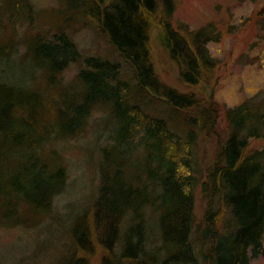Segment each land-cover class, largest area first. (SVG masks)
I'll use <instances>...</instances> for the list:
<instances>
[{
    "label": "trees",
    "instance_id": "trees-1",
    "mask_svg": "<svg viewBox=\"0 0 264 264\" xmlns=\"http://www.w3.org/2000/svg\"><path fill=\"white\" fill-rule=\"evenodd\" d=\"M175 11V0H59L43 14L32 0H0V230L50 218L68 183V143L102 114L99 183L71 222L72 264H249L264 255V148L252 144L264 138V100L228 108L227 136H218L208 44L221 32L179 29ZM88 22L124 67L82 57L71 29ZM153 37L185 90L159 77ZM203 131L218 142L198 183L193 149Z\"/></svg>",
    "mask_w": 264,
    "mask_h": 264
},
{
    "label": "rangeland",
    "instance_id": "rangeland-1",
    "mask_svg": "<svg viewBox=\"0 0 264 264\" xmlns=\"http://www.w3.org/2000/svg\"><path fill=\"white\" fill-rule=\"evenodd\" d=\"M32 1L43 14L59 7V0ZM175 2L174 24L177 28L196 30L212 25L221 32L220 39L212 40L208 46L217 61V68L210 80L215 90L212 102L217 114L215 129L223 139L228 133L225 117L228 108L246 100H264V0ZM53 21L49 28L54 30V24L59 23ZM71 32L82 57L102 55L121 61L124 67L125 61L93 23H80ZM152 43L153 62L159 77L185 90L186 86L179 79L177 67L156 37H153ZM77 67L73 64L66 76L73 77ZM152 105L151 113L160 111V105ZM101 115L94 117L84 136L68 143V183L64 192L56 198L50 218L35 229L0 230V264H72L69 233L71 222L90 206L99 183L100 149L105 144L107 134ZM218 136L203 131L197 138L192 169L198 183L205 179L206 171L215 158ZM252 144L264 148V138L253 140ZM195 194V213L197 223H200L205 211L200 186H196ZM249 264H264V255L253 258Z\"/></svg>",
    "mask_w": 264,
    "mask_h": 264
}]
</instances>
